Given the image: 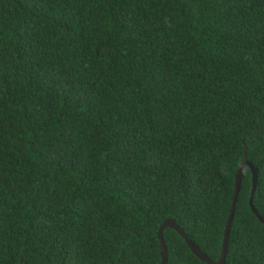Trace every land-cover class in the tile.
<instances>
[{
	"label": "trees",
	"instance_id": "1",
	"mask_svg": "<svg viewBox=\"0 0 264 264\" xmlns=\"http://www.w3.org/2000/svg\"><path fill=\"white\" fill-rule=\"evenodd\" d=\"M245 155L264 217V0H0V264H162L168 218L216 261ZM253 175L226 264H264Z\"/></svg>",
	"mask_w": 264,
	"mask_h": 264
},
{
	"label": "water",
	"instance_id": "2",
	"mask_svg": "<svg viewBox=\"0 0 264 264\" xmlns=\"http://www.w3.org/2000/svg\"><path fill=\"white\" fill-rule=\"evenodd\" d=\"M247 167H251L253 171V189H252V195L250 199V204L258 218L264 223V217L259 213L257 208L255 207L254 204V195L255 191L257 189V184H258V169L256 166L247 158V155L244 156V160L238 169L236 173V179H235V190H234V195H233V204H232V209L226 224L225 232H224V238H223V247L221 251V256L219 257L218 260L214 261L213 259L210 258V256L205 253L201 247L194 242L187 234L184 228L177 222L175 218H168L166 221L161 225L158 231V235L161 241V255H162V264H167L168 259H169V252H168V247L164 241V229L167 227L175 228L186 240L187 244L190 246L192 251L200 257L202 260L207 262L208 264H226L227 260V254H228V245H229V237H230V232H231V225L232 221L234 219L235 215V210H236V204L238 201V197L240 194L241 186H242V181L244 177V173Z\"/></svg>",
	"mask_w": 264,
	"mask_h": 264
}]
</instances>
